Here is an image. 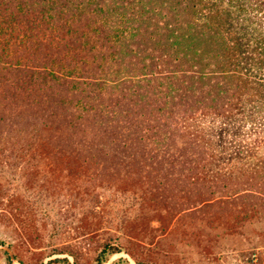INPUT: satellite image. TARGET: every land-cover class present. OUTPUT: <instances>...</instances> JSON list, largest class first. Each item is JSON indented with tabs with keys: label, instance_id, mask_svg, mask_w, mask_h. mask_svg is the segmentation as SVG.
I'll use <instances>...</instances> for the list:
<instances>
[{
	"label": "trees",
	"instance_id": "16d2710c",
	"mask_svg": "<svg viewBox=\"0 0 264 264\" xmlns=\"http://www.w3.org/2000/svg\"><path fill=\"white\" fill-rule=\"evenodd\" d=\"M244 4L236 0L240 14ZM240 14L217 0H0V93L9 94L0 109H10L0 111V131L41 120L36 139L108 177L119 165L151 181L195 170L206 151L180 117L228 113L223 144L264 109V31ZM106 160L118 164L105 170ZM124 248L104 242L97 264Z\"/></svg>",
	"mask_w": 264,
	"mask_h": 264
},
{
	"label": "rangeland",
	"instance_id": "374dc122",
	"mask_svg": "<svg viewBox=\"0 0 264 264\" xmlns=\"http://www.w3.org/2000/svg\"><path fill=\"white\" fill-rule=\"evenodd\" d=\"M238 1L241 14L236 0L217 3L264 31L263 0ZM253 110V129L234 142L226 136L224 145L217 131L228 113L198 109L180 117L177 125L205 158L195 170L152 181L126 165L108 177L88 159L55 154L32 135L41 120L1 130L0 264H97L108 240L125 248L101 264H264V109ZM237 111L234 119L243 115ZM100 163L105 170L118 164Z\"/></svg>",
	"mask_w": 264,
	"mask_h": 264
}]
</instances>
